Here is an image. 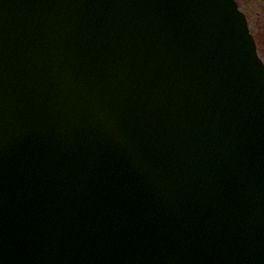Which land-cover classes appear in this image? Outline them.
<instances>
[{"label":"water","instance_id":"water-1","mask_svg":"<svg viewBox=\"0 0 264 264\" xmlns=\"http://www.w3.org/2000/svg\"><path fill=\"white\" fill-rule=\"evenodd\" d=\"M0 264H264L234 0H0Z\"/></svg>","mask_w":264,"mask_h":264},{"label":"rangeland","instance_id":"rangeland-1","mask_svg":"<svg viewBox=\"0 0 264 264\" xmlns=\"http://www.w3.org/2000/svg\"><path fill=\"white\" fill-rule=\"evenodd\" d=\"M249 20L251 32L264 54V0H235Z\"/></svg>","mask_w":264,"mask_h":264},{"label":"flooded vegetation","instance_id":"flooded-vegetation-1","mask_svg":"<svg viewBox=\"0 0 264 264\" xmlns=\"http://www.w3.org/2000/svg\"><path fill=\"white\" fill-rule=\"evenodd\" d=\"M248 26H249V31L250 33L252 34L253 38H254V35L253 33L251 32V28H250V24H249V20H248ZM254 41H255V46H256V51H257V54L258 56L261 58L263 64H264V54L262 55L261 51H260V47L261 45L255 40L254 38Z\"/></svg>","mask_w":264,"mask_h":264}]
</instances>
